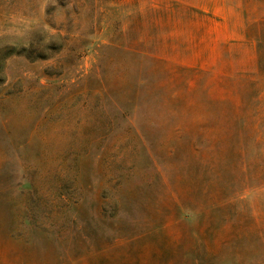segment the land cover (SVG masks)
Returning <instances> with one entry per match:
<instances>
[{
  "label": "rangeland",
  "instance_id": "obj_1",
  "mask_svg": "<svg viewBox=\"0 0 264 264\" xmlns=\"http://www.w3.org/2000/svg\"><path fill=\"white\" fill-rule=\"evenodd\" d=\"M262 21L0 0V264H264Z\"/></svg>",
  "mask_w": 264,
  "mask_h": 264
},
{
  "label": "trees",
  "instance_id": "obj_2",
  "mask_svg": "<svg viewBox=\"0 0 264 264\" xmlns=\"http://www.w3.org/2000/svg\"><path fill=\"white\" fill-rule=\"evenodd\" d=\"M258 27H259V30L261 27H264V21L260 22L259 25L257 24L247 25L246 36L250 37L248 32H251L253 28H256V30H258ZM255 40L260 42V44L258 45V58H259L258 62H259V66L261 67V65L264 63V36H259V38L256 37ZM36 228L43 233V231L39 227H36Z\"/></svg>",
  "mask_w": 264,
  "mask_h": 264
}]
</instances>
